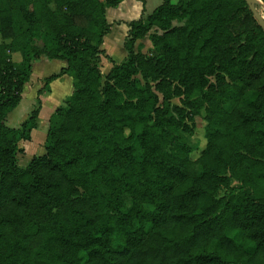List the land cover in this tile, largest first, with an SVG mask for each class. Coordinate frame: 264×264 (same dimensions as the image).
<instances>
[{
  "label": "trees",
  "instance_id": "1",
  "mask_svg": "<svg viewBox=\"0 0 264 264\" xmlns=\"http://www.w3.org/2000/svg\"><path fill=\"white\" fill-rule=\"evenodd\" d=\"M122 1L0 0V264H264V31L245 0H162L104 75ZM41 57L65 63L45 83L67 74L74 90L19 167L40 108L6 118ZM186 108L204 110L194 158L175 140L193 131Z\"/></svg>",
  "mask_w": 264,
  "mask_h": 264
},
{
  "label": "rangeland",
  "instance_id": "2",
  "mask_svg": "<svg viewBox=\"0 0 264 264\" xmlns=\"http://www.w3.org/2000/svg\"><path fill=\"white\" fill-rule=\"evenodd\" d=\"M162 0H148V4L143 11L142 9V15H146V12H151V9H154L157 5L161 3ZM177 0H172V2H176ZM148 9V11H147ZM174 24H179L177 21H174ZM24 28V24L22 22L16 23L15 25V30L16 32H19ZM156 31V28L153 27L150 29L149 32H154ZM159 32V30H158ZM51 40L50 35H45L40 42L43 41H48ZM141 41H138V43H135V48H137L138 44L141 45L142 52H147L149 48H152L151 42L148 38V34L145 35L143 39H140ZM136 41V42H137ZM146 43L149 44V47L146 48ZM121 47V46H119ZM103 50V56H105V51L106 49ZM14 60H17L19 58V54H16L14 57ZM61 65H64V62L61 60L57 59H48L44 57L43 59L39 58L35 61V63L32 65V74L29 78V81L25 83L23 87V92H22V98L19 103V105L13 109L6 118V124L9 126L13 127H18L32 112V110L36 108H42L44 105L45 112L43 113L42 120L40 121L42 130L39 131V133H44L46 134L47 128H48V120L45 118L46 111L50 109L52 106L53 101H48L49 100V95L53 94V99H55L56 94H59L62 92L61 90L63 89V85L60 84V82H63L61 79L59 80H54L53 81V86L51 89V84H46V77H48L51 74L57 73L59 71V68ZM104 69V67H103ZM212 82H214V77L211 76L209 78ZM58 91V92H57ZM159 96V100L161 102L162 97L159 93H157ZM65 101V99H64ZM64 101L61 105L64 104ZM171 104H177L179 106H182L181 104V99L180 98H172L171 99ZM60 106V105H58ZM233 106V103H227L225 105V108L231 109ZM186 111L188 114L194 116V123L189 119V116L185 118V122L191 126L192 132H186L183 130H179V132L176 134L175 140L176 143L179 146H187L189 147L191 153L189 155L194 158L197 156L199 151L205 146L206 144V137L204 136V120L202 117L204 116V110L200 112L198 115H193L192 113L194 112L193 108H186ZM41 119V118H40ZM49 119V118H48ZM39 120V114H38V119ZM46 123V125H45ZM38 125V123H37ZM46 127V128H45ZM36 128V127H35ZM33 128V129H35ZM32 129V130H33ZM31 130V131H32ZM31 131H30V139L28 140H23L20 139L18 142L19 146V152L17 153V164L19 167H25V165L29 162V160L33 157L36 156L33 154L34 152L31 151V149L26 151L28 146L31 148ZM39 139V138H38ZM40 141V140H38ZM44 140L41 142V147L44 148ZM197 172H200V166H196ZM230 183L233 186H239V181L231 178ZM124 203L125 205L129 204V199L127 196L124 197Z\"/></svg>",
  "mask_w": 264,
  "mask_h": 264
},
{
  "label": "crops",
  "instance_id": "3",
  "mask_svg": "<svg viewBox=\"0 0 264 264\" xmlns=\"http://www.w3.org/2000/svg\"><path fill=\"white\" fill-rule=\"evenodd\" d=\"M146 5L148 4V0H145ZM258 9L262 12L264 16V0H257ZM142 3L139 0H123L121 3H119L116 7H109L106 9V19L111 24L110 32L107 33L103 37V43L101 44V49H106L105 56L101 55V61H100V71L102 74H106L109 69L112 67L113 63H120L122 59L126 56V51L124 48V41L125 37L127 36L128 32V26L127 23L132 19H138L142 16ZM153 9H151L152 11ZM148 11V9H147ZM147 14L150 13L146 12ZM141 41V40H138ZM138 41L136 43H138ZM121 46V47H119ZM146 48L149 47V44L146 43ZM44 57H41L43 59ZM35 63V62H34ZM33 63V64H34ZM65 66L61 65V67ZM104 67V69H103ZM59 68V69H60ZM32 74V73H31ZM61 79L63 82H60L61 85H63V89L61 90L59 94H56L55 99H53V94L49 95L48 101H53L52 106L50 109L46 111L45 118L48 120L49 116L52 114L54 109L58 107V105H61L64 101V99L69 96L73 90V83L72 78L64 74L60 77H58L55 80ZM53 86V81L51 84V89ZM58 92V91H57ZM45 112L44 105L39 111V120L38 125L35 129L31 131V148H27V152L29 149L33 151L36 156L41 155L45 152V149L41 147V142L44 140L46 134L39 133L40 130H42L43 127H41L40 121L42 120L43 113ZM41 118V119H40ZM46 125V123H45ZM46 128V127H45ZM39 138V139H38ZM40 140V141H38Z\"/></svg>",
  "mask_w": 264,
  "mask_h": 264
},
{
  "label": "water",
  "instance_id": "4",
  "mask_svg": "<svg viewBox=\"0 0 264 264\" xmlns=\"http://www.w3.org/2000/svg\"><path fill=\"white\" fill-rule=\"evenodd\" d=\"M245 1L248 4L249 9L253 13V16L256 19L257 23L261 26L262 30L264 31V16L262 12L256 8L257 0H245Z\"/></svg>",
  "mask_w": 264,
  "mask_h": 264
}]
</instances>
